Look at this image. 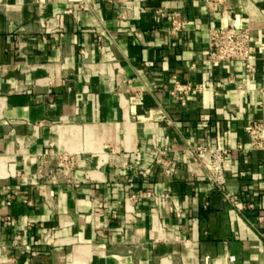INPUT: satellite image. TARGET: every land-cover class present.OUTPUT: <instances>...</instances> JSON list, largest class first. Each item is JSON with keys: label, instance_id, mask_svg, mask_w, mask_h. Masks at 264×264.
Instances as JSON below:
<instances>
[{"label": "crops", "instance_id": "crops-1", "mask_svg": "<svg viewBox=\"0 0 264 264\" xmlns=\"http://www.w3.org/2000/svg\"><path fill=\"white\" fill-rule=\"evenodd\" d=\"M231 22L252 69L207 60ZM175 79L204 89L183 105ZM262 117L264 0H0V264H264ZM199 146L231 149L239 205ZM39 152L76 155L79 183Z\"/></svg>", "mask_w": 264, "mask_h": 264}, {"label": "built area", "instance_id": "built-area-1", "mask_svg": "<svg viewBox=\"0 0 264 264\" xmlns=\"http://www.w3.org/2000/svg\"><path fill=\"white\" fill-rule=\"evenodd\" d=\"M221 1V0H214ZM175 28L179 26L174 23ZM209 51L207 60L211 64L242 60L247 62V66L252 69L251 60V31L249 28H241L231 22L222 27H214L209 30ZM202 86H193L192 83H182L175 79V87L171 94L183 105L193 92H202ZM167 122H171L168 116ZM247 134L250 138L251 149L264 150V117L252 119L247 126ZM242 148L243 146H238ZM186 151L191 154L215 190L222 193L223 199L237 206L240 200L235 197L227 187L226 170L230 166L229 156L231 149L226 147L199 146L197 148L188 147ZM37 173L46 180H61L74 182L75 170L78 167L79 159L74 154H56L39 152L35 155ZM168 196V194H166ZM179 214V212H178Z\"/></svg>", "mask_w": 264, "mask_h": 264}]
</instances>
